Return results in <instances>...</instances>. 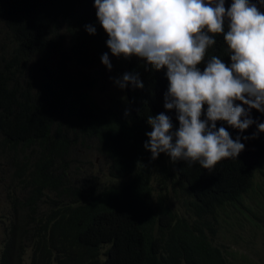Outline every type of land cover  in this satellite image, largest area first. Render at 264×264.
Here are the masks:
<instances>
[{"label":"trees","instance_id":"trees-1","mask_svg":"<svg viewBox=\"0 0 264 264\" xmlns=\"http://www.w3.org/2000/svg\"><path fill=\"white\" fill-rule=\"evenodd\" d=\"M96 11L94 0H0V264H263L239 246L247 229L264 234V113L251 109L243 132L217 122L245 147L211 170L153 160L147 118L179 126L166 69L121 55L144 87L97 103L91 68L109 77L101 58L113 55ZM214 39L201 71L213 55L231 63Z\"/></svg>","mask_w":264,"mask_h":264},{"label":"clouds","instance_id":"clouds-1","mask_svg":"<svg viewBox=\"0 0 264 264\" xmlns=\"http://www.w3.org/2000/svg\"><path fill=\"white\" fill-rule=\"evenodd\" d=\"M94 7L113 56H136L154 71L166 69L164 107L176 110L179 126L164 113L147 118L152 130L144 147L152 159L165 153L173 162L211 170L236 158L245 145L217 122L243 132L254 123L251 109L264 113V12L251 0H233L228 8L225 0H94ZM216 35L223 36L231 63L213 55L201 71ZM101 60L111 70L108 53ZM117 83L144 87L138 74L125 73ZM258 131L264 132V123Z\"/></svg>","mask_w":264,"mask_h":264},{"label":"rangeland","instance_id":"rangeland-1","mask_svg":"<svg viewBox=\"0 0 264 264\" xmlns=\"http://www.w3.org/2000/svg\"><path fill=\"white\" fill-rule=\"evenodd\" d=\"M112 68L109 77L101 75L100 65H94L91 68L92 78L96 81L95 88L91 91L93 99L101 105H113L119 106L123 105L125 102V91L122 89L117 81H122L123 75L126 73V64L124 59L120 57L113 56ZM99 159L95 158L94 164L97 165ZM98 169V165L96 166ZM251 236L252 242H248L249 235ZM264 235V234H263ZM262 235L261 229H247L242 233L241 237L244 242H241L239 249L242 253H247L254 259L262 261L264 264V237ZM1 238V232H0ZM1 244V241H0Z\"/></svg>","mask_w":264,"mask_h":264}]
</instances>
